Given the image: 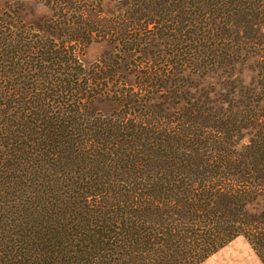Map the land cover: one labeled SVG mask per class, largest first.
<instances>
[{"label": "trees", "instance_id": "1", "mask_svg": "<svg viewBox=\"0 0 264 264\" xmlns=\"http://www.w3.org/2000/svg\"><path fill=\"white\" fill-rule=\"evenodd\" d=\"M38 1L0 0V264H264V0Z\"/></svg>", "mask_w": 264, "mask_h": 264}, {"label": "rangeland", "instance_id": "2", "mask_svg": "<svg viewBox=\"0 0 264 264\" xmlns=\"http://www.w3.org/2000/svg\"><path fill=\"white\" fill-rule=\"evenodd\" d=\"M41 0L38 1V5H36L37 12L39 14L49 15V11L43 6ZM58 8V7H57ZM53 11L55 10V0H53ZM53 20L58 21L59 18H53ZM112 48L106 42H96L90 44L83 51L82 60L86 65L95 62L100 55L105 51H111ZM114 51V50H113ZM116 51V50H115ZM114 53L116 54V52ZM246 73V72H245ZM248 75V74H246ZM250 77L247 76L248 80ZM202 264H262L260 260L257 258L253 250L250 248L248 243L243 238H238L231 242L229 245L219 250L216 254L211 256Z\"/></svg>", "mask_w": 264, "mask_h": 264}]
</instances>
